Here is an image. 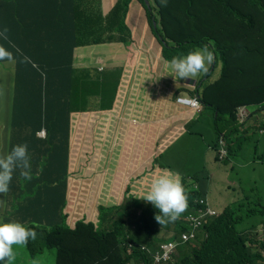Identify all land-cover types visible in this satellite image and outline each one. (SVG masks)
<instances>
[{
    "label": "trees",
    "instance_id": "trees-1",
    "mask_svg": "<svg viewBox=\"0 0 264 264\" xmlns=\"http://www.w3.org/2000/svg\"><path fill=\"white\" fill-rule=\"evenodd\" d=\"M130 1H125L111 25L113 32L120 30L123 35H110L102 44L126 45L130 41L126 36L130 34L126 25ZM140 1L153 35L163 45L165 58H185L197 51L215 53L222 73L200 98L212 114L214 143L220 146L223 137L228 154L244 150L252 138L260 136L241 131L236 109L264 103V0ZM101 5V0H0V63L16 60L21 87L18 99H25L15 104L11 122L30 125L32 131L13 135L16 145L27 146L28 152L9 155L16 156L17 166L7 172L6 192L0 195V264L20 262L12 259L11 239L26 245L28 257L33 259L30 264H40L36 258L44 250H56V264L150 262V256L141 249L153 242L151 233L146 234L149 226L144 231L137 213L132 227L120 225L116 217L124 204L100 205L97 225L83 219L73 224L70 221V228L67 225L69 116L85 102L79 97L91 88L85 79L74 77L75 34L82 21L96 26L95 13L102 15ZM237 5L243 8L229 10L237 23L232 27L229 17L221 12ZM97 27L96 35L105 28L101 21ZM101 39L96 36L92 42ZM97 45L101 44L92 46ZM106 83L103 77L100 85ZM41 130L46 131L42 138ZM254 191L241 188L242 199L231 206L226 205L229 195L223 196V203L214 205L223 215L205 227L208 238L199 249L181 248L176 264H264V256L252 252V246L264 250V238L258 241L253 233L264 223V196L252 195ZM129 204L150 208L135 199ZM188 205L193 213L204 208L192 199ZM186 228L181 224L174 230L181 233ZM128 245L136 246L131 255Z\"/></svg>",
    "mask_w": 264,
    "mask_h": 264
},
{
    "label": "rangeland",
    "instance_id": "rangeland-1",
    "mask_svg": "<svg viewBox=\"0 0 264 264\" xmlns=\"http://www.w3.org/2000/svg\"><path fill=\"white\" fill-rule=\"evenodd\" d=\"M125 1L126 0H115V3L106 15L103 14V11L102 15L95 13L96 26L82 21L79 30L75 34L77 39L76 46H78L76 48L102 44L104 41H107L108 36L113 34L122 36V31L120 32L119 30L118 32H113L111 29V25L114 24L113 18L116 17L117 14H121L120 11ZM101 2H103V0H101ZM241 8L243 7L237 5L228 8L224 12H221L222 14L229 17L232 27H235L237 23L233 19V16L230 14L229 10L234 11ZM138 12H140L141 14L139 25L137 21H135V24H133L132 20L127 19L128 14L135 13L136 15L138 14ZM80 14L81 10L78 9V16ZM104 18L107 20L104 21ZM126 19V25L129 30L130 25L133 26V29L130 30V34L126 35L130 40L126 44L127 48L133 45L132 47L128 48L127 58L130 57L131 59H135V55H139L142 46V43L138 39L139 36H147L151 33V30L149 28L150 26L146 17V9L140 0L130 1ZM100 21L105 28L98 35H96L95 32L100 29L99 27H97V23ZM96 36H99L102 39L97 42H92L93 38H95ZM159 60L162 61V58L159 57ZM208 60L209 56L206 52L197 51L193 55L186 56L184 58V63L200 66L201 63L206 64ZM125 63L126 62H122L121 68L115 69L113 71L111 70L112 72L109 71L107 73L104 68H101L99 70V75L102 78L107 77L110 74L108 82L111 89L114 91L118 89L122 82L124 85L123 78L125 75ZM16 67L17 62L15 61L0 64V167L4 161L5 154L9 152L11 146L16 145L17 143L16 140L13 139L14 133L19 131H22L23 134L32 132L30 129V125L19 126L13 125L11 122L13 113L16 109L15 104L18 101L20 103L25 102V99H18V94L21 90V87L17 82ZM202 72L203 76L200 81H202L204 86H209L217 83L220 75L219 62L215 60L213 68H204ZM72 84H74V81ZM74 103L75 102L73 101L71 105H73ZM211 117L212 114L208 113L207 106H204L202 111L196 118L180 119L171 126L165 124L166 132L163 133L161 138L152 145V152H158V150L162 148V146H164L173 136H175V134L179 131L180 126L185 128L186 133L179 140V143L182 147L179 148L178 153L181 155H188L189 164L186 166L182 176L177 177L171 175L169 177H166V179L160 178L157 182L132 185L130 187V191H127L125 195L122 196V194H119L116 197L106 196L105 192H95V194L89 195L87 191L91 187V179L88 177L80 178L79 183H76V186L80 190H77L76 187H72L75 186V183H71L70 192H72L69 195L67 194L68 203L65 211L67 212L68 220L72 221V224L75 221L81 219H83L85 222L90 221L96 223L98 221V207L100 205L113 206L124 203V205L118 210L116 217L120 225L132 227L135 214L141 213L142 215H144L143 218L150 224L152 228L150 233L153 236L163 234L170 237H177L180 234L179 232L167 231V229L174 228L177 225L186 224L188 222L183 218V216L187 215V211L182 207L176 209L173 206V202L181 192L183 181L185 183L187 193L190 197L196 196L195 194L190 193L192 188H194L195 186L203 184L211 186L212 188L207 195V199L211 203L206 200V203L208 205L222 204V198L228 189H231V193L235 196V199L233 201L234 203H238L242 199V193L240 192L241 188L255 190L252 195L260 194L264 196V136L252 138L247 144V147L241 152H238L237 154H228V162L226 163H204L200 160L191 159L190 155L195 152L196 149L186 147H191L195 142L201 143L209 151V153L219 151L220 146L211 142L208 137V132L210 133ZM155 123L156 121H150L149 125L152 126L155 125ZM98 131L99 130L94 127L93 124H88L86 128H83L78 132H71V137L74 139V144L71 146V164L69 170L70 173L74 170L75 161H77V152L84 150V148L88 145V143L93 139L94 136H97V143L102 139L103 135L100 131V134H96V132ZM128 134L132 135V131H129ZM123 141L124 137H120V140L117 144V155L120 154V145L123 143ZM96 145H93L91 147L92 157L90 158V161H92L91 173L93 175L100 170L101 166H103L102 145ZM80 156L83 157V155ZM255 156L257 158H254ZM219 165L222 169H224V172L222 174L219 172ZM84 168V166H79L80 173L84 171ZM71 175H76V172H73ZM212 176H214V178ZM4 180V173L0 172V195H3L6 192ZM99 181L101 187L102 180L100 179ZM255 183H257V185H255ZM146 184H148V186ZM165 185H168V188L161 193ZM143 188H146L144 195H142ZM131 191H135V194H132ZM169 193H171L170 199L168 197ZM130 194L134 195L136 199H140L147 203L157 205L159 211L165 215V218L163 220H156L153 217L156 213L155 210L147 213L146 207L129 204L128 195ZM261 225H264V223L259 224L257 229L253 232L256 235V240L258 241L264 238V232ZM9 244L13 260L20 261L19 264L31 263L33 259L28 257L27 248L23 242H20L17 239H11ZM196 244L197 243H192L193 246ZM252 252H259L262 256H264V250H260L257 246H252ZM36 261H39L40 264H55L56 252L46 251L43 254L39 255L36 258Z\"/></svg>",
    "mask_w": 264,
    "mask_h": 264
},
{
    "label": "crops",
    "instance_id": "crops-1",
    "mask_svg": "<svg viewBox=\"0 0 264 264\" xmlns=\"http://www.w3.org/2000/svg\"><path fill=\"white\" fill-rule=\"evenodd\" d=\"M114 3L115 0H103L102 11L104 15L108 14ZM127 19L132 20L133 24L137 21L139 25L141 14L140 12L136 15L130 13ZM132 29L133 26L130 25V30ZM138 39L142 46L139 55H135V59L127 58L129 47L127 48L122 43L79 47L76 48L73 59V66L76 70L74 77L85 79L91 86L89 91L79 97L85 102L79 105L76 110L96 112L99 114L101 122L113 123L120 118L134 119L138 116V106L133 103L134 100H145L154 97L156 105L160 107V116L167 117L161 122L162 125L159 123L156 127L150 128L145 136L140 134L137 137L135 154L112 157L109 174L104 177L103 181L106 185L104 189L107 195L114 197L119 194L125 195L130 190L133 179L136 177H140V182L148 179L155 167L170 170L178 176L183 175L186 166L189 164L188 155L178 153L179 148L182 147L179 140L186 133L184 127L180 126L179 131L163 146L155 155V158L147 152V146L156 143L162 134L166 132L165 124L171 126L180 119L196 118L198 116L192 110L178 106L175 102L176 96L173 95L174 93H182L184 96L196 93L201 95L207 87L200 81L202 76H199L195 66H181L169 63L170 60L163 58L162 46L152 31L147 36H139ZM159 57H162V61L159 60ZM122 62H126L124 85L122 82L118 89L114 91L111 89L106 77V86H101L102 77L99 75V70L104 68L108 73L111 70L121 68ZM214 64L211 65L212 68ZM221 69L222 66L220 65V74ZM198 83L199 89L196 90ZM227 93L231 94V91L229 90ZM125 98L126 101L123 102ZM47 108L49 109L50 105ZM207 111L211 114L209 110ZM212 130L214 129L213 118L211 117L208 137L214 143ZM259 135L264 136V132ZM186 148L196 149L190 155L192 160H200L204 163L219 162L217 152L209 153L201 143L195 142L191 147ZM27 150L28 147L25 145H20L16 149L17 153H26ZM223 162L226 163V161ZM155 164L158 165L155 166ZM14 166H16L15 158H4L0 172L5 174L12 170ZM219 172L221 174L224 172L220 165ZM165 174L168 175V173ZM212 177L214 178V176ZM211 188L206 184L195 186L192 190L195 191L196 196L192 198L202 197L207 199ZM229 193L230 191L227 190L224 196L229 195ZM231 199L232 194L229 195L226 205L231 202Z\"/></svg>",
    "mask_w": 264,
    "mask_h": 264
},
{
    "label": "clouds",
    "instance_id": "clouds-1",
    "mask_svg": "<svg viewBox=\"0 0 264 264\" xmlns=\"http://www.w3.org/2000/svg\"><path fill=\"white\" fill-rule=\"evenodd\" d=\"M161 46L163 49V45H161ZM206 53L209 56V60L206 64L201 63L200 66H196L195 64L184 63V57L183 56L176 57L174 59L165 58L164 56H163V58L166 60H170L169 63H174V64H178L181 66H187V65L195 66L196 71L199 74V76H203V72H202L203 69L204 68H207V69L210 68L211 65L215 63V60L218 61L215 53H213L209 50ZM10 61L16 62V60H9L6 62H1V63H7ZM219 65H221L220 61H219ZM222 69H223V67H222ZM222 69H221V73H222ZM198 86H199V83L197 85L196 90L199 89ZM173 95L176 96L175 102L178 106L186 108V109H190L193 112H195L196 114H199L204 107L202 99L200 98V95L197 93L194 95H186V96L182 95V93H174ZM179 98L197 99L200 103V108L199 109H193V108L184 106L178 102ZM125 101H126V98L124 99L123 102H125ZM155 102H156V100L154 99V97H152L150 99H145V100H137L136 99L133 101V103L136 106H138V109H137V111L139 112L138 116L134 119L120 118L113 123L101 122L99 114L96 112H90V111H86V110L79 111V110L75 109L73 112L70 113V116H69L70 164H71V146L74 144V139L71 137V132H78L79 130L86 128L88 126V124H93V126L96 127L102 133L103 137L97 143V141H96L97 136H94L93 139L90 140L88 145L84 148V150L77 152V155H76L77 161H75L74 169H75V166L78 165V170L76 171V179H73L72 178L73 175H71L74 172V170L71 171V173L69 171V175H68V179H67V181H68L67 194L68 195L71 194V192H72V191L70 192L71 183H75V186H72V187H76L77 190H80L76 186V183H79L80 178L88 177L91 179V187L87 191V193L89 195L95 194V192L96 193L105 192V195L109 196V195H107V193L104 189V187L106 185L104 184L103 179L107 174H109V165H110L112 157H119V156H122L124 154H127V155L135 154L136 153L135 142L137 140V137L140 136V134L145 136L146 132H148L150 130V128L156 127L159 123H160V125H162L161 122L164 121L165 118H167V117H161L160 116V107L157 106ZM236 118H237L238 124L241 127L242 132L253 131V132H256L258 134L263 133L264 132V103L251 104V105H241V106L237 107ZM150 121H156L155 125L150 126L149 125ZM101 124H102V126H101ZM41 131H43V130H41ZM99 131L96 132V134H100ZM129 131H132V135L128 134ZM45 136H46V131H45ZM39 137L42 138V136H40V135H39ZM120 137H124V141L120 145L121 146V149L119 150L120 154L117 155L116 154L117 144H118V141L120 140ZM221 139H223L225 141V139L223 137H221ZM92 141H94V142L92 143ZM220 141H219V144H220ZM96 143H97V145H96ZM93 145H96V146L102 145L103 166H101L100 170L97 171L93 175L91 173L92 172V161H90V159H89V161L91 162L90 172L85 171V168H84V171H82L80 173L79 166H84L82 164V158H84V156H85V149L89 146V150L91 151V147ZM220 147H221V144H220ZM18 148H19V146H17V145L11 146L9 149V152L7 154H5V156H4V158H10V157L15 158L16 159V166H17L16 156L13 157V156H9V155L13 151H16V149H18ZM151 148H152V145L147 146V152L150 153L153 158H155V155L163 148V146H162V148H160L158 150V152H152ZM226 149H227V143H226ZM219 150H220V148H219ZM18 152H21V151H18ZM80 155H83V157H81ZM91 157H92V151H91ZM217 157H218V160H220L219 159V151H217ZM227 157H228V154L223 160H220V161L221 162L225 161L227 159ZM154 160H156V159H154ZM156 165H158V164H155V166ZM16 166H14V168H16ZM165 173H168V175H166ZM6 175H7V172L4 174L5 178H6ZM171 175L180 177V176L174 174L173 172H171L170 170H166V169H163L160 167H155V169L153 170V172L151 173V175L149 176L148 179L144 180L143 182H140V179H139L140 177H136L135 179H133L131 186L141 184V183L157 182L158 179H160V178L166 179V177H169ZM69 176H71V177H69ZM100 179L102 180V186L101 187H100V181H99ZM182 181H183V179H182ZM146 185L148 186V184H146ZM167 188H168V185H165V187L161 191V193L163 191L167 190ZM145 189L146 188H143L142 195L145 194ZM131 193L135 194V191H131ZM190 193L194 194L195 191L191 190ZM67 194H66V201L68 203ZM78 194H79V192H78ZM168 197H169V199L171 198V193H169ZM131 199H135L137 201L144 203L145 205H149L150 208L147 210V213L155 210L156 213L153 217L156 220H163L165 218V215L159 211L157 205L147 203V202L142 201L140 199H136L134 195L130 194V195H128V200L130 201ZM191 199L194 202L199 201L200 204L204 205V208H200L197 211H195L194 213L189 212L190 207L188 204L191 201ZM234 199H235V196L232 194V199H231V202L229 203V205L236 204L233 202ZM206 200L207 199H204V198L199 200V198L194 199V198L190 197L189 194L187 193L184 181L182 182L181 192L177 196L176 200L173 202V206L176 209H179L182 207L183 209H185L187 211V215L183 216L184 220L188 221L185 224L187 226V228L184 231H182L179 234V236H177V237L176 236L170 237V236L163 235V234L153 236L151 234V236L153 238V242L151 243V247L150 246L149 247H146V246L141 247V249L143 251H146V253L150 256V262L148 264H176L177 258L180 255L181 248H183L185 246H189L193 249H199L201 247V244L203 242H205V240L208 238V233L206 232L205 227L211 225L215 220L219 219L223 215L222 213L218 212L214 208L213 205H211V204L208 205L206 203ZM120 205H122V204H120ZM106 207H111V206H106ZM208 210H211L214 213L210 214L208 212ZM143 216L144 215H142L141 213H137L136 219L139 220L140 223L143 225L144 231H145V226H149V230L146 231V234H148V233H150L152 228H151L150 224L143 218ZM158 216H160V217H158ZM190 217H196L197 220L200 221V223L197 224L196 222H192ZM93 223L95 225H97L98 221L96 223L95 222H93ZM67 225L70 228L71 222L68 219H67ZM235 227L238 231H242V227L240 224H236ZM174 228H170V230H167V231H175ZM192 243H197V244L193 246ZM135 248H136V246H134V245H128L127 246L128 254L131 255ZM46 251H55L56 252V250H44L43 252L40 253V255ZM56 261H57V252H56ZM56 261H55V264H56ZM131 264H135V263H131Z\"/></svg>",
    "mask_w": 264,
    "mask_h": 264
},
{
    "label": "built area",
    "instance_id": "built-area-1",
    "mask_svg": "<svg viewBox=\"0 0 264 264\" xmlns=\"http://www.w3.org/2000/svg\"><path fill=\"white\" fill-rule=\"evenodd\" d=\"M178 102L180 104L184 105V106H187V107H190V108H193V109H199L200 108V103H199V101L197 99L179 98ZM41 134H43V135H41ZM39 135L44 137L45 136V131L44 130L41 131L39 133ZM220 144H221V147H220V150H219V159L223 160L227 156L228 151L226 149V142L223 139H221ZM208 212L210 214L214 213L211 210H208ZM190 219H191L192 222H196L197 224L200 223V221H198L196 217H190Z\"/></svg>",
    "mask_w": 264,
    "mask_h": 264
},
{
    "label": "flooded vegetation",
    "instance_id": "flooded-vegetation-1",
    "mask_svg": "<svg viewBox=\"0 0 264 264\" xmlns=\"http://www.w3.org/2000/svg\"><path fill=\"white\" fill-rule=\"evenodd\" d=\"M94 141H92L93 143ZM91 158V151L89 150V146L85 149V156L82 158V164L85 166V171L91 170V162L89 159ZM78 170V165L75 166L74 172ZM73 179H76V175H73Z\"/></svg>",
    "mask_w": 264,
    "mask_h": 264
}]
</instances>
